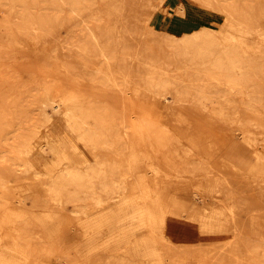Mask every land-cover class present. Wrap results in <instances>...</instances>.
Wrapping results in <instances>:
<instances>
[{"label": "bare ground", "instance_id": "obj_1", "mask_svg": "<svg viewBox=\"0 0 264 264\" xmlns=\"http://www.w3.org/2000/svg\"><path fill=\"white\" fill-rule=\"evenodd\" d=\"M96 1L106 8L107 20L104 24L95 23L86 28L80 21H86L92 16L90 6H94ZM128 1L131 13L128 6L115 7L118 0H0V7H24L21 16L19 15L14 23L10 22L9 18H6L8 21L0 20V26L5 28V36L12 35L8 39L10 42L6 50L0 47V71L6 67L15 69L19 73L12 77L11 83H27L21 77L22 70L18 69L34 66L36 69L31 70L30 74L35 73L36 76L29 77V83H59L57 76H60L69 85L64 90H60L56 85L42 86V92L34 95V100L41 105L44 122L52 121L47 109L52 108L54 111L57 108L59 121L65 129L58 125L43 132L40 126H35L17 145L19 162L14 163L17 168L12 169L9 175L14 177L32 174L51 180L52 184L43 193L60 202L65 185H77L91 179L105 180L103 183L113 180L116 185L119 183L116 192H120V182L126 181L139 161L145 158L149 161L151 174L140 179L138 194L133 198L135 204L131 217L147 233L141 235L140 239L133 237L130 246L133 254L145 251L152 264H174L175 260L167 259V256L178 250L173 248L171 240L169 243L159 241V238L163 241L168 238L166 229L170 218L181 220L180 216L186 213L185 220L198 223L201 233L221 235L233 231V222H241L243 217L235 206L227 207L224 201L218 206L208 207L200 206L196 202L188 204L171 200L168 197L170 179L164 175L161 168L155 167L150 154L144 151L146 142L141 137L144 130L140 131L138 136L130 137L131 130L135 133L132 123L126 125L117 117L104 115L95 109L91 103L86 102L77 85L114 83L119 86L120 84L116 83L119 80L121 85L130 91L132 100L138 96L139 90L145 99L147 94L163 96L166 99L168 95H173L176 102L186 103L190 110H186L187 113L182 114L181 118L189 121L202 120L201 123L206 125L199 127L202 131L200 133L218 137V131L221 130L216 124H219V121L228 128H237L258 153L260 164L245 177L235 168L229 170L231 166L224 163V170L221 172L227 179H208L206 183L195 184V188L206 196L213 197L217 187L224 183L231 182L235 188L242 185L247 190L264 187L262 126L244 120L245 112L255 111L260 95L256 93L250 98L240 88L242 83H260L264 79V48L251 43L250 38L255 35L264 43V6L262 0H193L204 6L218 4L228 14L226 24L239 33L233 38L222 36V41L217 42L208 32L178 37L155 28L151 15L160 10L166 13V23L175 31L191 26L193 12L184 3L170 8L168 0ZM30 7H44V10L30 14ZM63 7L70 9L74 15L64 17ZM94 19L98 20L97 16ZM137 26L138 29L144 30L148 38L152 37L153 45L146 44L147 47L141 52L148 62L139 57L138 52L131 46L133 40L129 41L127 37L128 34L136 32ZM60 35L70 38L66 52V44L58 42ZM168 36L171 41L167 43L174 49L178 58L162 55V38ZM15 37L21 39V47L17 49L14 47L17 43ZM23 58L28 61L21 65L18 60ZM143 63L167 73L169 78L161 74L142 78L136 66ZM242 70L244 74L240 75ZM204 74L209 82L200 83ZM224 87L228 88L227 92L223 91ZM63 130L71 136V142L67 138H60V132ZM219 136L225 137L226 133ZM111 144L115 146L111 147ZM85 145L96 150L113 149L114 155H98L93 160H89L87 156V163L82 167L76 159L77 149ZM125 150L128 154H125ZM123 166L127 169L123 170ZM103 190L108 199L112 198V193L115 192L108 186H104ZM76 192L69 195L75 204L79 198V193ZM103 201L97 199L98 204ZM103 218L104 216H98L96 221H92L94 228L89 227L90 221L83 222L85 226H82V229L95 231L101 228L105 221ZM50 223L55 225L57 222L52 220ZM2 235L0 234L2 245L15 254L20 253L25 259L17 261L13 259L14 254L10 253L12 257L9 260L0 255V264H31L30 259L34 251L20 242L21 234L16 232ZM231 251L228 261L243 264L237 251L232 248ZM187 252L181 251L178 254L187 255ZM181 261H184V258ZM189 261L191 264L200 262L191 259Z\"/></svg>", "mask_w": 264, "mask_h": 264}, {"label": "rangeland", "instance_id": "obj_2", "mask_svg": "<svg viewBox=\"0 0 264 264\" xmlns=\"http://www.w3.org/2000/svg\"><path fill=\"white\" fill-rule=\"evenodd\" d=\"M168 1V5H173H170V8L178 3H184L192 10L191 26L175 31L166 23V13L160 10L151 15L157 30L178 37L208 32L217 42L222 41V36L233 38L239 34L226 24L228 14L218 4L204 6L193 0ZM262 2L264 6V0ZM94 3H96L94 6H90L92 16L86 21H80L86 28L95 23L104 24L108 17L106 8L100 2ZM127 6L129 8L128 0H118L115 7ZM23 8L0 7V20L9 18L8 20L14 23L18 16H21ZM30 8V14L44 10V7ZM131 12L132 9L129 8V13ZM62 13L64 17L74 15L67 7H63ZM95 16L98 20L94 19ZM232 23L234 24L233 21ZM143 31L137 26L136 32L128 34L127 37L129 41L133 40L131 46L138 52L139 57L148 62L147 57L141 52L147 45H153V42L152 37L148 38ZM10 37L12 35L5 36V28L0 26V47L4 50L9 45ZM250 38L251 43L264 48V43L255 35ZM162 40L164 41L161 45L162 55L178 58L174 49L167 43L171 38L168 36ZM15 41L17 43L14 47L20 48L21 39L15 37ZM60 41L66 44V52L69 48V36L60 35L58 42ZM26 61L28 59L23 58L19 59L18 63L22 65ZM136 68L142 78L153 74L169 78L167 73L160 72L158 68L147 63L138 64ZM35 69L34 66L18 69L22 70L21 77L27 83L21 81L11 83L12 77L19 73L15 69L6 67L0 71V234L20 233V242L34 251L30 259L31 264H152L145 251H140L136 255L132 253L133 249L130 246L133 237L140 239L141 235L147 233L131 217L135 204L133 198L138 194L140 179L151 174L149 161L145 158L139 161L133 174L126 181L120 182L122 186L120 192H116L119 183L116 185L113 180L103 183L105 180L91 179L77 185H65L60 202L43 193L52 184L51 180L32 174L14 177L9 175L12 169L17 168L14 163L19 162L17 145L35 126H40L43 132L50 131L58 125L65 129L59 121L57 108L54 111L52 108L47 109L52 121L44 122L41 105L34 100V95L42 92V86L56 85L60 90H64L69 85L60 76H57L59 83H29V77L36 76L35 73L31 75L30 71ZM239 74L243 75L244 70ZM201 78L200 83L209 82L205 74ZM116 83L120 85L79 83L77 86L86 102L91 103L95 109L104 115L117 117L126 125L132 123L135 133L131 130L130 137L138 136L140 131L144 130L141 135L146 142L144 151L150 154L155 167L161 168L164 175L170 179L168 197L174 201L188 204L196 202L200 206L208 207L218 206L224 201L227 207L235 206L243 217L241 222L237 220L233 222L235 226L233 231L221 235L201 233L198 223L185 220L186 213L180 216L181 220L170 218L166 229L169 239L164 238L163 241L159 238V241L169 243L171 240L175 250L188 252L187 255H183L174 251L175 253H169L167 259L175 260L174 264H191L189 259L200 261L193 264H233V261H228L232 248L237 251L243 264H264V187L247 190L242 185L235 188L231 182L224 183L217 187L213 197L206 196L195 188V184L206 183L208 179L217 178L219 181L227 179L221 172L224 170V163L231 166L229 170L235 168L242 176H249L256 165L260 164L256 150L242 137L237 128H228L221 121L216 124L221 130L218 134L225 132V137L219 135L210 137L206 133H200L202 131L199 127L206 124L201 123L202 120L189 121L181 118L182 114L190 109L186 103L176 102L173 95H168L166 99L163 96L147 94L145 99L138 90V96L132 100L128 88L122 86L119 80ZM240 88L250 98L256 93L260 95L255 111L245 112L244 120L261 125L264 136V79L260 83H242ZM223 89L226 92L228 90L225 87ZM65 132L67 131L60 132V138H67L71 142V136ZM73 140L72 144L75 141ZM113 146L115 145L111 144V147ZM77 151L76 159L82 167L86 165L85 161L88 158L93 160L98 155L106 157L114 155L113 149L96 150L89 145L79 147ZM126 153L128 154L127 150ZM122 169L126 170L127 167L123 166ZM104 186L115 191L112 198L108 199L103 190ZM74 192L79 193V198L75 201L78 205L69 198ZM99 198L104 200L101 204L97 203ZM98 216H104L105 221L101 228L95 231L82 229V226H85L82 223L87 221H90L89 227L94 228L92 221H96L95 218ZM52 220L57 223L52 225L50 223ZM2 243L0 241V255L4 259H11L10 253L14 254L13 259L17 261L25 259L20 253L15 254ZM183 258L184 261H181Z\"/></svg>", "mask_w": 264, "mask_h": 264}, {"label": "crops", "instance_id": "obj_3", "mask_svg": "<svg viewBox=\"0 0 264 264\" xmlns=\"http://www.w3.org/2000/svg\"><path fill=\"white\" fill-rule=\"evenodd\" d=\"M171 5V4H170ZM171 6H173V5H171Z\"/></svg>", "mask_w": 264, "mask_h": 264}]
</instances>
